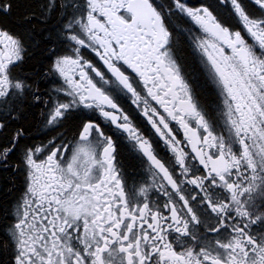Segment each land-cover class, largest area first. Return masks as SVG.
<instances>
[{"label": "snow or ice", "instance_id": "obj_1", "mask_svg": "<svg viewBox=\"0 0 264 264\" xmlns=\"http://www.w3.org/2000/svg\"><path fill=\"white\" fill-rule=\"evenodd\" d=\"M0 264H264V0H0Z\"/></svg>", "mask_w": 264, "mask_h": 264}, {"label": "flooded vegetation", "instance_id": "obj_2", "mask_svg": "<svg viewBox=\"0 0 264 264\" xmlns=\"http://www.w3.org/2000/svg\"><path fill=\"white\" fill-rule=\"evenodd\" d=\"M194 84H195V86H196L198 89H199L200 86H201L198 82H195V81H194Z\"/></svg>", "mask_w": 264, "mask_h": 264}]
</instances>
